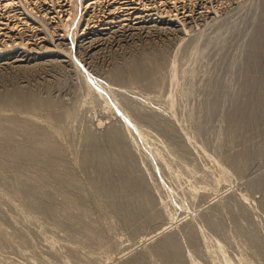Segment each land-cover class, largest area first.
<instances>
[{
	"label": "rangeland",
	"instance_id": "obj_1",
	"mask_svg": "<svg viewBox=\"0 0 264 264\" xmlns=\"http://www.w3.org/2000/svg\"><path fill=\"white\" fill-rule=\"evenodd\" d=\"M70 3L58 24L69 62L0 66V96L38 101L1 103L0 122L16 115L57 147L0 162V264H264V0H224L208 18L114 35L94 52L70 43L86 14ZM135 59L146 74L126 81ZM115 153L138 192L119 191ZM166 239L168 263L155 251Z\"/></svg>",
	"mask_w": 264,
	"mask_h": 264
},
{
	"label": "bare ground",
	"instance_id": "obj_2",
	"mask_svg": "<svg viewBox=\"0 0 264 264\" xmlns=\"http://www.w3.org/2000/svg\"><path fill=\"white\" fill-rule=\"evenodd\" d=\"M71 1H74V0H0V66L5 65V67H7V66H10V67L16 66L17 67L20 64L15 65L14 63L29 62V61H33L35 59H38L39 57H42V56L55 57L57 59L62 58L60 61L69 62V60H70V59H68L69 55H67V52L65 50H63V48H62V46H64V45L66 46L65 41L67 40L66 39L67 33H65L66 35L64 33H61L60 29L62 28L61 26L64 24H62L60 26L61 28L58 26V24H59V21L62 20L61 17H64V18L66 17L65 18L66 20L70 19L69 18L70 16L68 17V15H70L69 14L70 10L68 12V6H70V4L72 5V3H70ZM78 1L82 2L81 5L83 6L84 12L86 14H85L84 19L77 24L78 26H80L78 33H75V35L71 34L73 36H71V39H70L71 42L70 43L71 44L73 43V44L77 45L78 47H81V48L83 47V48L88 49V50H93L95 47L98 46L99 42L106 40L109 37H112L114 35H116L115 37H117V35H123V37H124V35L127 34L128 31H133V30L138 31L139 29H141V27H142V29L147 28L148 30H150V29L156 28V30H157L159 24H163V23H171L173 25V27H175V24H177V23H179L181 25H185L184 20H186L188 18H191V19L193 18V19H195V21H196V19H200V18H208V16L211 13H214L216 7H217V9H218V7L221 8V6H223V4H224V0H215L216 5H214L215 3L211 4V2H209L211 0H78ZM212 2H214V1H212ZM208 3H209V5H208ZM79 5H80V3H79ZM32 10H34V11L32 12ZM95 10L99 11V12L96 14ZM60 12L64 13V15H61ZM73 13H74V10H73ZM76 16H78V15H76ZM41 19L43 22L44 21L45 22L44 23L41 22ZM72 21H73V19H72ZM186 22H190V21L187 20ZM46 25H48V27H46ZM68 27L69 26H67V28ZM74 27H75V24H74ZM67 28H65V29H67ZM143 30H145V29H143ZM162 30L163 29H160V31H162ZM166 30H165V32H166ZM145 31H144V33H145ZM172 31H173V29H172ZM129 34H131V32ZM147 34H149V33H147ZM132 36H134V35H132ZM119 38L121 39V37H119ZM125 38H126V36H125ZM117 40H118V38H117ZM107 41H108V39H107ZM121 41H122V39H121ZM105 42L103 41L104 44H105ZM68 47L69 46L67 44V48ZM95 49H97V48H95ZM101 49L102 48H100L99 50H101ZM69 50H70V48H69ZM80 50H82V49H80ZM91 52H94V50ZM91 55H94V53H92ZM57 61H59V60H57ZM133 61H131V62H133ZM68 64H70V63H68ZM158 64L160 65V63H158ZM130 65H131V69L128 70L129 65H128V67L126 66V68L132 74L130 73L131 74L130 75L129 73L125 72V73H127V75L128 74L130 75V76L128 75L129 78H127V79L125 78L126 81L128 79H129L128 81H131V80L134 81V79H136V78H138V80H140L139 77L141 78V76H145V74H146L145 66L143 65V63L140 62V60H138V61L136 60ZM74 66H76V65H74ZM155 67H156V65H155ZM1 68H3V67H1ZM75 68H77V67H75ZM126 68H124V69L126 70ZM149 77H150V74H149L148 78ZM146 78L147 77H145V79ZM151 78L152 77H150L149 80H151ZM120 79L122 80V78H120ZM123 79H124V77H123ZM146 80H148V79H146ZM152 80H154V79H152ZM88 81H87V83H88ZM155 82L157 83V80H155ZM91 83H93V82H91ZM97 83L98 82H96V84ZM150 83L151 82H149L148 85ZM98 84H99V86L104 88V86L101 83H98ZM154 84H150V85L153 86ZM16 90L17 89H14L13 92L11 90L9 92L10 95H8V93H7L8 96H5V93H4V95H3V96H5L4 98L2 96V94H3L2 93L1 99H3L4 101L1 102V100H0V104L2 103V105H3V103L5 102V103H7V104L4 103L5 106L9 105L10 107L14 108V107L18 106V104L23 103L22 105L29 108L27 110V111H29L30 108L34 105V103L38 102L37 100H35L36 98L34 96L33 97H30V95L25 96L26 94L24 95V94H21L19 92L20 91L19 88H18V91H16ZM40 101H42V100H40ZM45 102H47V101L45 100ZM41 104L42 103H40L39 105H41ZM47 104L50 105V103H47ZM47 104L46 103L44 104L45 107L48 106ZM44 105L42 106L43 108H44ZM35 106L39 107V106H37V104ZM36 107H35V109H36ZM116 107H117V105H116ZM6 108H7V106H6ZM17 108L18 107H16V109ZM38 109H40V107ZM32 110H34V108H32ZM117 110H119V109H117ZM54 115H52L51 120L53 119ZM5 117H4V120H5ZM12 117L11 118L6 117V119L8 118L6 126H4L2 124L5 121L0 122V162L1 161L4 162V160L5 161L8 160V161H12L14 164H16V163H19L20 161L28 160L30 158L49 160L51 156H53V155L56 156L55 154L57 153V147H56V143H55L56 141H53L54 139L51 138V140H50L47 137L46 133L41 128L36 127L35 125L27 124L28 122L25 123L24 121H23L24 123L22 124L21 120L19 122V120L17 118L14 119ZM14 117H16V115ZM55 117H56V115H55ZM60 119H62V118H60ZM54 121H55V118H54V120H52V122H54ZM15 122L18 124H16ZM19 123H21L20 125H22V128H23V130L20 131V133L23 132L22 133L23 137H22V135H20L22 138L21 141L19 143L15 144L12 141V139L15 137V134H14L15 131L13 132V130H15V128H16L15 125H19ZM127 126H128V124H127ZM20 128H21V126H20ZM129 128H131V126ZM138 128H137V130H138ZM139 130H140V128H139ZM129 131H130V129H129ZM139 132H136V133H139ZM141 133L142 132L139 133V136H140L139 138H141V139L143 138V140H145L147 142V140L149 139L148 136L145 137V135H147V134H145L143 136L144 133H142V135H141ZM91 141H93L92 144H96L94 140H91ZM149 143H151V142H149ZM90 145H91V143H90ZM114 146L115 145H113L112 148L115 151L117 148L114 149L115 148ZM157 146H159V143ZM152 147H154L156 149L155 146H152ZM94 148L92 147L91 149L93 150ZM117 150H119V149H117ZM159 151H160V149H159ZM161 151H162V148H161ZM116 153H118V152H116ZM120 153H121V151L118 154L120 155ZM118 154H116V156H114V158H113L114 160L112 162V165H114V167H115L114 168L115 171H117L116 170L117 168L121 170V168L124 167L123 160L125 159V157L119 156ZM121 155H122V153H121ZM88 156H89V154L87 155L86 158H88ZM96 157H97L96 160H98V158L102 157V156L97 154ZM102 159H104V158H102ZM102 159H101V162H104V161H102ZM89 160L94 161V156H93V158L90 157L87 161H89ZM99 161H100V159H99ZM125 162H127V161H125ZM121 164H122V166H121ZM101 165H102L101 171L104 173L102 176H105L107 173V168H105L106 166L103 163ZM112 168H113V166H112ZM129 170H130V168H129ZM124 172H127V170L125 171L123 168V173ZM116 173H120V172L117 171ZM121 176H122V172H121ZM129 177H130V175L128 174V172L123 175V178L121 181L122 183L118 186L119 191H120V189H122L124 192L128 191V193H129V191L131 192V190H133V192H138L139 187L141 189V186L139 185L140 183L135 181V180L130 179ZM39 180H41V178H39ZM107 180H109V179L106 178V181ZM107 182H108V184L110 183L109 181H107ZM108 187H109V190H112V186L109 185ZM117 190H116V192H117ZM106 191H107V188H106ZM134 194L139 199L138 194H136V193H134ZM143 196L141 197V199L143 198V200L139 199L140 202L146 201L145 195H143ZM147 198H149V197H147ZM138 199H137V201H138V203H140ZM147 204H148V202L146 203V205H144L145 208H146ZM139 207L142 208L141 205ZM124 208L125 207H123V209ZM122 212H123V210H122ZM125 212H127V211H125ZM132 217H133V215H132ZM125 218H126L127 222L132 220L130 214H125ZM166 228H167V226L161 227L158 231L153 233V235H157L159 232L164 231ZM153 235H151V236H153ZM172 244H173L172 240L166 239L162 242L161 246L159 248H157V250H155V251H157V253L158 252L161 253L160 254L161 258L163 256L164 258H162V259H164L165 261L167 260V263H168V260L171 259V255L169 254L168 251L172 247Z\"/></svg>",
	"mask_w": 264,
	"mask_h": 264
}]
</instances>
